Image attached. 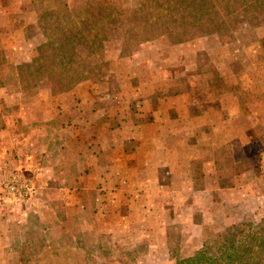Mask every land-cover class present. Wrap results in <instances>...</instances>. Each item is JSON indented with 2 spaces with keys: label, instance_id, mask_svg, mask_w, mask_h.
<instances>
[{
  "label": "rangeland",
  "instance_id": "374dc122",
  "mask_svg": "<svg viewBox=\"0 0 264 264\" xmlns=\"http://www.w3.org/2000/svg\"><path fill=\"white\" fill-rule=\"evenodd\" d=\"M68 1V7L79 3L69 7L74 11L86 0ZM26 2L35 24H30L17 42L3 39L0 32V49L7 61L16 66L30 63L37 55V47L45 42L32 0ZM121 4L127 9L140 5L139 0H121ZM231 28L234 39L229 43H222L216 34L182 41L179 34L170 33L134 44L124 41V29L108 30L96 56L104 74L94 83L82 81L75 85L80 86L87 99L82 103L79 99V105L72 108L57 98V94L68 91L61 92L44 83L28 89L20 80L0 88V264H175L166 253L171 239L178 243V258L183 259L208 240L234 235L241 223L260 220L264 215V12L256 27L243 20ZM139 47L151 52L152 57L167 53L169 48L181 50L186 65L196 66L195 73L189 69L187 78L182 77V85L188 79L199 83V90L203 91L200 87L205 85L219 96V131H210V142L221 146L234 140L242 150L236 165L219 170L217 194L195 195L197 208L205 214L203 224L196 227L200 218L194 213L195 225L175 226L171 239L165 243L167 248L158 244L151 251L139 236L133 241L128 234L117 233L112 239L108 234L95 233L92 226L96 218L90 199H84L82 205L78 201L81 192L77 193L78 199L71 193L81 183L79 180L83 182L74 180L76 162L72 159L78 160V156L97 145L93 134L81 137L82 129L91 130L85 126L84 118L76 115L97 113L91 108L99 111L100 106L109 108V113L125 115L129 106L121 97L116 71L131 66ZM178 54L173 53V60ZM102 83L108 87H92ZM37 98L43 105H35ZM91 98L96 99V104L89 105ZM228 110L237 115L234 121L226 120ZM76 133L80 135L75 137ZM207 140L203 137V144ZM192 171L199 173L195 167ZM195 178L197 189L209 180ZM207 187L211 188L208 184ZM230 187L233 190H226ZM190 214L187 212L180 219L185 222ZM97 222L101 223V217ZM64 228L88 234L85 252L77 248L74 240L67 244L66 238L62 239ZM26 240L33 243L27 247L23 244Z\"/></svg>",
  "mask_w": 264,
  "mask_h": 264
},
{
  "label": "crops",
  "instance_id": "0c3cea01",
  "mask_svg": "<svg viewBox=\"0 0 264 264\" xmlns=\"http://www.w3.org/2000/svg\"><path fill=\"white\" fill-rule=\"evenodd\" d=\"M73 4L69 7L79 5ZM30 13L26 0H0L3 39L7 38L10 43L20 40L26 28L36 22L34 14L30 17ZM146 51L139 47L131 66L116 71L121 97L129 106L125 115L109 113V108L102 106L96 107L99 111L91 108L97 113L76 115L84 118L85 126L91 130L82 129L81 137L93 134L97 145L78 156V160L72 159L76 162L74 180L79 178L83 182L79 180L80 186L75 185L71 193L78 199L77 193L81 192L78 201L82 205L84 199H90L96 218L92 226L95 233L108 234L112 239L117 233L128 234L133 241L139 236L151 251L158 244L167 248L165 243L171 239L175 226L195 225L194 213L200 218L196 227L203 224L205 214L197 208L195 195L217 194L219 170L225 168H216L215 152L225 144L215 146L210 142L211 133L218 132L220 124L219 96L215 90L203 85L201 91L196 88L199 83L188 79H185V86L181 83L182 77L187 78L189 69L195 73L196 66H187L179 49L169 48L167 53L154 57ZM173 53H179L174 64ZM105 86L108 87L107 83L92 85ZM78 87L57 94L65 107L72 108L79 105V99L81 103L87 99ZM105 95L110 96L107 92ZM36 100V106L43 105L39 98ZM88 101L89 105L96 104L94 98ZM63 105L58 104V107L63 108ZM236 118L237 115L228 110L226 120ZM203 137L208 138L207 144H203ZM226 144L231 149L232 165H236L242 150L234 140ZM193 166L199 173H193ZM195 177L209 180L197 189ZM187 212L192 214L184 222L180 217ZM100 217L101 223L97 222Z\"/></svg>",
  "mask_w": 264,
  "mask_h": 264
},
{
  "label": "trees",
  "instance_id": "16d2710c",
  "mask_svg": "<svg viewBox=\"0 0 264 264\" xmlns=\"http://www.w3.org/2000/svg\"><path fill=\"white\" fill-rule=\"evenodd\" d=\"M139 3V7L127 9L121 0H86L79 10L72 11L67 0H32L45 42L37 47V55L30 63L19 66L10 64L0 49V88L22 80L28 89L44 83L66 92L82 81L94 83L104 74L96 56L108 30L124 29V41L134 44L170 33L179 34L182 41L216 34L222 43H229L234 39L233 25L244 20L256 27L264 12V0ZM231 165V149L225 144L215 152V166ZM78 233L64 229L62 239L66 238L67 244L74 240L77 248L84 251L89 237ZM31 243L26 240L23 244L28 247ZM169 248L175 264H264V215L256 223H241L234 235L208 240L187 258H178V243L174 240L169 242Z\"/></svg>",
  "mask_w": 264,
  "mask_h": 264
}]
</instances>
